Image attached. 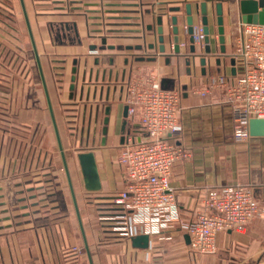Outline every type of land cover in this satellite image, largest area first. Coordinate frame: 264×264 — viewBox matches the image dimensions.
I'll list each match as a JSON object with an SVG mask.
<instances>
[{
	"label": "crops",
	"instance_id": "1",
	"mask_svg": "<svg viewBox=\"0 0 264 264\" xmlns=\"http://www.w3.org/2000/svg\"><path fill=\"white\" fill-rule=\"evenodd\" d=\"M195 1L198 3L210 1L207 4L208 26L212 34H215L217 31L214 13L215 5L217 3L221 4L225 36L227 37L230 34L227 26H232V22L229 15L225 17L224 12L230 13L238 10L237 3L233 5V3L227 0ZM110 2L112 4H134L136 2L138 4L136 7L113 6L110 8L109 16L113 19L108 21L110 24H113L112 26H119L118 28H123L124 30H140L146 25L155 26L156 16L165 14L162 19L166 39V52H170V44L167 41L169 30L168 18L173 13L161 12L160 8H169L176 5L177 3H174L176 2L175 0H160L159 2L157 0H111ZM147 10L150 12L149 14H143L142 20L118 19V17L124 16L131 18L139 17L141 12L143 13ZM102 11L105 13L108 10L103 9ZM94 15L100 16L99 13H94ZM82 20L81 26H86L87 23H90L88 21L86 23L83 18ZM29 23L31 26H37L32 24L31 21ZM96 23L101 24V19ZM26 33L28 43L31 45L27 28ZM45 33L48 41H51L49 31L46 30ZM31 34L39 57L41 70L39 69L38 60L35 57L32 45L30 47V55H21L23 62L19 60L16 62V59H13L7 68L5 64H7L9 58H0V176L12 173L20 168L33 169L37 166V161L41 163L44 158L46 162L50 156L48 151L43 150L38 156L37 154L32 155L30 153L24 161L20 158L16 160V152L12 156L10 152L5 154L3 149L6 143L5 135L9 130H13L14 133L16 132L17 136H14L13 141L17 140V143H19L22 138L21 132L18 130H29L31 136L34 133L36 135L38 131L47 133L46 118L48 117L52 126V136L58 149L40 75L41 71L51 102L52 91L49 76L51 77V71H54L51 65H54L53 62L55 60L51 59V64L43 58L44 54L41 50H43L45 44L37 39L33 28H31ZM41 34L43 37L44 34ZM140 36L137 34H126V38L130 37L131 39H124L121 43L122 45L130 46L137 44H144V46L145 44L157 45L155 32H147L145 41L138 39ZM134 37H137V39L134 40ZM4 40H6V34L3 35V31H0V42L6 46ZM13 41L18 44L16 39ZM43 42L45 41L43 40ZM86 46L87 48L89 47V45ZM75 47L77 46H56L57 49L65 51L63 53L66 55H73ZM210 47L211 56H206L207 64L204 75L201 74V67L199 65L200 58L205 56L203 51L195 55L194 64L190 65V75L186 73L184 58H180L178 62L172 58L169 64H166L163 56L156 55L157 51L155 49L149 50L145 47L141 51H104L98 53H91L89 51L88 55L79 57L81 63L79 66L77 89L74 98L72 100L68 98V103L73 105L70 107L71 109H80L81 114H72V118L68 119V123H70L68 124V128L70 129L69 135L64 137L62 131H60L59 138L64 153L70 150V144L73 142L80 145L83 141L91 143L94 137V145L86 151H75L72 156L64 154L73 183L75 200H73L68 187L72 203V215L70 212H67L65 215L52 213V218H56L57 220L53 219L49 227L46 226L47 224L45 226H32V223H30L25 226H19L20 228L16 227V229H12L7 228L5 222L4 226L0 224L1 227H4L3 229L0 228V264H85L81 253H70L63 250L69 244H78L80 247L81 241L83 244L79 219L83 226L92 264H264V220L261 216L257 217L243 232H220L216 239L217 251L215 254L193 258L189 256L184 241L186 232L177 223H174L172 228L163 232L159 238H149L148 247L140 249L132 245L131 239L115 240L103 226L100 227L101 231L93 226L91 227L92 230L90 229L88 232L85 220L81 215V169L77 161L78 154L92 152L94 156L100 182V189L96 191L99 199L95 201H98L99 204L104 203L111 194L121 190L124 186V173L116 162V147L119 144L121 116L125 106L123 100L126 96V89L123 87V81H121L122 71H125L124 80L140 75L155 76L159 80L162 77L174 78V89L182 91L181 112L178 118L181 133L178 143L189 149L190 157L187 161L174 165L170 184L173 188L178 211L183 221L192 219L195 213L201 209L202 198L206 190L211 188L239 184L250 187L254 197L259 202L264 201V136L251 137L245 142H234L231 138L230 110L225 103L224 89L209 90L205 96L198 94L207 76L225 74L229 78L233 75L229 58H226L225 62L222 59L219 66L215 64L219 54L217 41L212 39ZM16 52L23 54L22 50H16ZM229 52L226 45V53L228 54ZM152 55H156L155 61H136L135 59L138 56ZM96 56H99L98 66H94L93 64ZM71 58L73 60L74 56ZM110 58H113L112 66L108 65ZM86 59L88 68H93V75L90 82L85 81L82 83L81 73L83 61ZM125 60H127V64H124ZM104 70L106 71V78L102 82L101 74ZM97 71H99V76L95 82L94 76ZM108 71H112L111 82L107 81ZM115 76H117V81L113 79ZM38 82L43 92V101L40 102V106H38ZM69 85L70 80L67 83V97L69 96ZM81 86H83L82 95ZM183 86L186 87L185 90L182 89ZM95 87L97 91L96 97L93 100L91 93ZM101 87L104 88V93L100 100L99 89ZM107 87H109V98L105 100V89ZM87 89L90 91L89 100L85 99ZM107 106L111 109L110 125L106 144L102 147L100 144L102 138L101 130L105 116L104 110ZM95 107H98L96 117ZM77 115L78 117H76ZM90 117L91 122L89 121ZM137 125V119H135L133 126ZM43 137L45 142L53 143L52 138L48 137L47 134ZM60 159L63 167L61 156ZM82 183L84 185L83 178ZM31 200V202L35 203V196ZM51 207L52 212L59 211V206ZM34 215L20 216L19 219H30L27 221L32 222L31 217H34ZM83 250L86 263L90 264L84 244ZM72 258L73 260H71Z\"/></svg>",
	"mask_w": 264,
	"mask_h": 264
},
{
	"label": "built area",
	"instance_id": "2",
	"mask_svg": "<svg viewBox=\"0 0 264 264\" xmlns=\"http://www.w3.org/2000/svg\"><path fill=\"white\" fill-rule=\"evenodd\" d=\"M232 26L233 32L225 36V46L231 48L227 55L233 60V75L207 76L198 94L205 96L209 90L224 89L230 110L231 138L240 143L252 137L249 131L252 119L264 120V25L238 20ZM188 28L180 24L178 47L180 53L195 57L200 51L204 53L207 44L199 11L193 13L190 33ZM208 38L209 45L212 39L217 41V31L212 34L209 27ZM190 45L195 49L193 54H189ZM8 65L5 64L7 68ZM123 87L127 128L123 142L116 147V162L124 173V186L98 209L101 226L112 238L129 240L139 235L159 238L177 223L189 236L186 245L189 256L198 258L216 253L220 232L240 233L257 217L264 220V201L259 202L250 187L233 184L207 189L201 209L192 219L183 221L170 184L174 165L190 157L189 149L178 143L182 91L161 89L159 78L151 75L123 80ZM135 119L137 126H133Z\"/></svg>",
	"mask_w": 264,
	"mask_h": 264
},
{
	"label": "rangeland",
	"instance_id": "3",
	"mask_svg": "<svg viewBox=\"0 0 264 264\" xmlns=\"http://www.w3.org/2000/svg\"><path fill=\"white\" fill-rule=\"evenodd\" d=\"M111 0H97L95 1L98 5L95 7L84 8L81 11L72 8H79L83 6V3H88V1L84 2L82 0H23L24 6L27 12L28 20L31 21L32 24L37 26H30V29L33 28L35 31V35L39 41L45 44L43 50L41 52L44 54L43 58L47 61H51L54 59V65L51 71V77L49 76V83L51 85L52 91V110L54 113L55 122L57 125L58 133L60 135V131H62V135L66 137L69 135L70 129L68 128V119L72 118V114H81L80 109L73 110L68 103L67 97V83L69 82L70 68L72 62V56L74 57H82L84 55H88V48L86 45L94 44L96 46H100L102 44L106 45H118L122 44L123 40L131 39L130 37L126 38L125 33H119L116 30H124L123 28H118L119 26H112L108 19L110 8L113 6L106 7L105 3L110 2ZM230 3H234L235 0H227ZM94 2V1H92ZM61 5V6H60ZM60 6V7H59ZM103 9H107L105 13L102 11ZM85 10H96L92 13H89ZM98 10V11H97ZM0 12L4 15H0V17H4L7 24H13L14 26H4L3 32L6 34V46H5V59L9 58L7 64H11L12 60L18 56L16 50L23 51L22 56L31 54V45L28 43L26 26H24V17L22 12V7L20 5L19 0H0ZM99 12L100 16L94 15V13ZM108 13V15H107ZM227 11L224 12L225 17L229 15L232 25H235L239 20V11L234 10L230 13ZM106 16V17H105ZM91 17H98L101 19V26H97L96 23L100 19H92ZM10 18V19H9ZM85 19L90 22L87 23L86 26H81L80 23ZM47 19V21H45ZM77 22L79 26V34L80 39L82 40L83 47H75L73 55L64 54L62 49H57L56 46H59L56 41L51 38V41H48L46 37V30L49 29L48 24L50 22L54 23H62V22ZM115 25V24H114ZM11 28L15 29L19 32L18 40L20 42L15 43L13 40L14 33L9 32ZM98 30V31H96ZM228 32H233L234 26H227ZM98 32V33H96ZM43 33V37L42 34ZM97 35V36H96ZM102 36H106L103 39H100ZM118 36V37H117ZM122 36V37H119ZM134 40L137 37L133 38ZM43 40L45 42H43ZM129 42V41H124ZM131 42V41H130ZM0 44H2L0 42ZM17 44V45H16ZM19 46V47H18ZM227 50H231L229 46H227ZM97 51V50H96ZM109 51V50H106ZM98 53V52H97ZM15 56V58H14ZM64 60V61H63ZM63 61V62H62ZM51 63V62H50ZM52 64V63H51ZM63 67V69H61ZM65 67V69H64ZM38 106L43 101L42 96L43 92L38 82ZM78 115L76 117H78ZM59 125V126H58ZM59 127V128H58ZM90 127V126H89ZM9 129V128H8ZM46 130L47 133H38L35 135L31 132L25 131V129L18 130L21 132L22 140L13 141L14 136L16 135L13 130H9L6 132L5 138L6 143L4 146L5 154L10 152L11 156L16 152V160L17 158L23 159L24 161L28 158L29 154L32 155L37 154L40 155L41 151H48L50 156L49 159L45 162L43 158L41 163L37 161V166L33 169H19L12 173L2 174L0 176V224L4 226V222L7 224V228L16 229L19 226H25L27 224L32 223V226H41L46 225L47 227L51 226L53 219L52 213L66 214L67 212H72V203L69 195L67 179L65 177V172L62 167L61 159L59 156V151L57 149V145L54 142V137L52 136V126L49 118H46ZM93 131V130H92ZM89 133V132H88ZM47 134L48 137L52 138L53 143L45 142L44 135ZM87 134V130H86ZM35 135V136H34ZM17 136V135H16ZM43 141V143H41ZM70 150L65 151V153L69 156H72L75 151H86L89 148H92V144L86 141L79 143L73 142L70 144ZM73 149V150H71ZM118 151V150H117ZM64 152V149H63ZM64 153V154H65ZM118 153V152H117ZM26 154V155H25ZM32 158V157H31ZM38 159V158H37ZM71 178V175H70ZM73 184V183H72ZM27 186V187H26ZM73 186V185H72ZM18 188V189H17ZM33 194V195H32ZM33 196H35L36 202H31ZM96 191H87L82 183V175H81V215L86 223V228L88 232L91 227L95 226L98 230L101 231V222L99 220V203ZM3 201V202H2ZM96 202V203H95ZM54 204V205H52ZM56 204V205H55ZM51 206H59L58 212H52ZM30 214H35L34 217H31L32 222H28L30 219H19L20 216H30ZM72 215V214H71ZM36 216V217H35ZM38 218V219H35ZM57 220V219H56ZM87 221H89L87 223ZM3 222V223H1ZM19 222V223H18ZM3 224V225H2ZM84 224V223H83ZM3 229L4 227H1ZM20 228V227H19ZM45 228V227H44ZM77 230V229H76ZM76 249V250H75ZM64 251H68L70 253H81L83 256V260L86 263V257L83 250V244L81 241L80 245H66L63 248ZM75 250V251H74ZM73 260V258L71 259Z\"/></svg>",
	"mask_w": 264,
	"mask_h": 264
},
{
	"label": "water",
	"instance_id": "4",
	"mask_svg": "<svg viewBox=\"0 0 264 264\" xmlns=\"http://www.w3.org/2000/svg\"><path fill=\"white\" fill-rule=\"evenodd\" d=\"M82 1H89L88 3H83V6L79 7V8H72V9H76L78 11L83 10V7L85 8H90V7H95L98 4L95 2L97 0H82ZM94 1V2H92ZM109 1V0H108ZM126 1V0H124ZM127 1H135V0H127ZM177 3L174 6H171L169 8H160L161 12H169V13H173L172 16H170L168 18V35H167V41L170 44V52L167 53L166 52V39L164 36V29H163V15L165 14H159L158 16H156L155 18V26L152 25H146L143 26L142 29L140 30H116L119 33H125V34H137V35H141L140 37H138V39H142V41H145L146 39V33H151V32H155L156 34V40H157V45L155 44H137L134 46H130V45H122V44H118V45H106V44H102L100 46H96L94 44L89 45L88 49L89 51L92 53L93 51L97 50L98 52H104L106 50L109 51H119V52H123V51H127V50H136V51H141L144 47L146 49L149 50H153L155 49L157 51L156 55L158 56H163L165 58V63L169 64V62L171 61L172 58L176 59V62L179 61L180 58H184L185 59V65H186V73L188 75L191 74V68L190 65L194 64V57H190L187 56L185 54L180 53L179 47H178V32H179V26L180 24H186L187 26H189L188 28V32H191V24L193 23V13H196L199 11V13L201 14V23L203 25V33L205 34L206 38H205V42L207 43L205 48H204V55L203 57L200 58L199 60V65L201 67V74L204 75L205 74V67L207 64V59L206 56H211V47L208 44L209 43V27H208V3H210V1H201V2H196L195 0H175ZM20 5L22 7V12H23V17L25 20V23L27 24L26 28L28 30L29 36H30V40H31V45L35 54L36 59L38 60V65H39V69L41 70V66L39 63V57L37 54V51L35 49V44L33 41V37L31 34V29L29 26V20L27 17V12L24 6V2L23 0H19ZM106 7L108 6H132V7H136L138 6V4H136V2L134 4H110L109 2L105 3ZM237 9L239 11V20L243 23L246 24H262L264 25V0H259L258 2L253 1V0H241L237 3ZM89 13H92L93 11L96 10H85ZM98 11V10H97ZM149 10L145 11V12H141V14L139 15V17H128V16H124V17H118V19L120 20H142L144 15L143 14H149ZM99 13V12H97ZM215 21H216V26H217V35H218V50H219V55L216 58L215 64L217 66L220 65L221 60L223 59V61L225 62V59L228 58V55L226 53V46H225V28H224V18H223V10H222V6L220 3H217L215 5ZM92 19H100L98 17H91ZM108 19H113L112 17H109ZM50 24H56L54 22H50ZM62 26H64L63 23H61ZM75 25V24H74ZM100 24H97V26H99ZM101 26V25H100ZM64 28V27H63ZM78 27L74 26L73 29V36L76 39L75 42L73 43H69V46H82V41L80 39V34H79V30L77 29ZM98 31V30H96ZM98 33V32H96ZM105 36H102L100 39H103ZM189 42L191 43L192 40L189 37ZM58 45H62V42L59 41V43H57ZM66 46V45H65ZM189 54H193L195 52V49L192 45L189 46ZM156 55H152V56H138L136 59V61H143V60H147V61H155L156 60ZM64 61V60H63ZM62 61V62H63ZM80 59L79 57H74L72 62H71V68H70V85H69V96L68 98L70 100H72L74 98V94L75 91L77 89V82H78V73H79V66H80ZM229 63L232 66L233 65V60L229 59ZM94 66H98L99 65V56H96L94 62H93ZM124 64H127V60L124 61ZM108 65L112 66L113 65V58H110L108 61ZM63 69V67L61 68ZM65 69V67H64ZM88 68V63H87V59L83 61V70L81 73V82L84 83L85 81H91L92 80V75H93V68L89 69L87 71ZM233 72V69H232ZM88 74V75H87ZM112 71H108V75H107V81L111 82L112 80ZM121 81L124 80V75H125V71H122L121 73ZM40 75H41V80H42V87L46 96V100H47V105H48V109H49V113H50V117L52 120V125H53V129H54V133L57 139V143H58V149H59V153L61 154V158H62V162H63V169L66 175V179H67V184L70 190V193L72 195L73 200L74 199V194H73V186H72V181L70 178V174H69V170H68V166L67 163L65 161V157H64V152H63V148L60 142V138H59V133H58V129H57V125L55 122V118H54V113L52 110V106H51V102L47 93V88L45 85V81L43 78V75L40 71ZM98 76H99V71L95 72V76H94V81L96 82L98 80ZM106 78V71H102L101 74V80L102 82L105 80ZM114 81H117V76H115ZM160 87L163 90H173L175 88V79L174 78H168V77H162L160 78ZM183 90L186 89L185 86L182 87ZM96 87L95 89H93L92 93H91V98L94 100L96 97ZM104 93V88L101 87L99 89V99H102ZM83 94V86H81V95ZM90 97V91L89 89L86 90L85 92V99L89 100ZM105 100H107L109 98V87H107L105 89V96H104ZM95 117L98 113V107H95ZM110 113H111V109L109 106H107L104 110V119H103V123H102V130H101V146L104 147L106 144V140H107V136H108V130H109V125H110ZM127 106H124L123 111H122V120H121V124H120V138H119V143L121 144L123 142L124 139V135L126 134V128H127ZM94 131V130H93ZM249 131H250V135L252 137H263L264 136V120L263 119H252L249 122ZM94 135V134H92ZM92 146L94 145V137L92 138L91 141ZM77 161L79 164V167L81 169V175L83 178V182H84V187L87 191H97L100 189V182H99V175H98V169L97 166L95 164L94 161V156L92 154V152H82L80 154L77 155ZM75 203V202H74ZM76 206V204H75ZM77 211V208H76ZM79 224H80V228H81V234H82V238H83V244H84V249L87 255V258L89 260V263L92 264L91 262V257H90V253H89V249H88V245L85 239V234L83 231V226L82 223L80 222L79 219ZM148 241L149 238L147 235H139L136 237L131 238V242L132 245L136 248H140V249H145L148 247ZM184 241L185 244L188 245L189 244V236L188 234L184 235Z\"/></svg>",
	"mask_w": 264,
	"mask_h": 264
},
{
	"label": "flooded vegetation",
	"instance_id": "5",
	"mask_svg": "<svg viewBox=\"0 0 264 264\" xmlns=\"http://www.w3.org/2000/svg\"><path fill=\"white\" fill-rule=\"evenodd\" d=\"M8 1V0H5ZM61 6V5H60ZM59 6V7H60ZM0 15H4L3 13L0 12ZM5 16V15H4ZM10 19V18H9ZM64 24V26H62L61 23H56V24H48L49 26V34H50V38H53L54 41H56L57 43H59V41L62 42V45H68L69 43H73L76 41V39L73 36V29L74 26H78L77 22H62ZM75 24V25H74ZM4 26H14L13 24H7L6 20L4 17H0V31H3V27ZM24 26H27V24L24 22ZM29 26L30 23H29ZM64 27V28H63ZM78 29V28H77ZM9 32H13L14 34V38L20 42V40H18V36H19V32L16 31L15 29L11 28V30H9ZM17 32V35H16ZM4 35V32H3ZM97 36V35H96ZM82 41V40H81ZM92 45V44H90ZM19 50H21V48H19ZM98 51H93L92 53H97ZM5 53V45L0 44V58L4 56ZM15 58V56H14ZM16 62L19 60L20 62H23V58L21 56V54L19 53L18 56L15 58ZM19 63V62H18ZM89 121L91 122V117L89 118Z\"/></svg>",
	"mask_w": 264,
	"mask_h": 264
}]
</instances>
